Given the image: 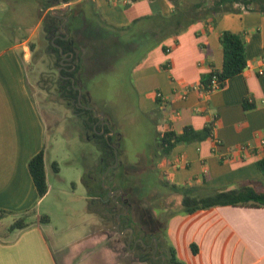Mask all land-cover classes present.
<instances>
[{
    "label": "crops",
    "instance_id": "crops-1",
    "mask_svg": "<svg viewBox=\"0 0 264 264\" xmlns=\"http://www.w3.org/2000/svg\"><path fill=\"white\" fill-rule=\"evenodd\" d=\"M93 1L102 18L116 27H126L134 20L154 13L168 16L173 10L167 0ZM73 3L69 4L73 11L70 21L74 26L72 34L76 33L78 38L79 26L84 24V19L74 9L76 2ZM41 5L38 1L37 7L41 8ZM42 8L37 26L24 36L14 34L18 27L13 24L11 14L5 18V25L0 22V210L15 215L35 211L27 221V228L0 238V264H146L135 255L126 254L129 247L122 252L116 249L114 237L109 236L114 223L117 231L119 226L125 228L120 234L130 232L132 220L125 210L118 213V207L114 208L113 196H124L127 201L137 202L144 196H157L159 189L171 191L170 185L228 189L247 182L264 184V177L257 167L261 157L235 151L241 145L256 144L264 135V76L258 77L254 69H244L229 79L224 88L208 97H202L198 91L202 75L222 67L219 37L224 31L240 34L244 38L246 64L253 68L258 65L264 54V14L243 11L224 14L213 23H196L143 55L141 52L145 49L130 44L121 54L112 56L109 63L96 61L94 67L84 69L89 75L86 81L88 92L93 86L100 89L107 78L119 83L116 76L125 72L128 61L136 56L134 65L129 66L131 70H126L132 88L128 86L138 110L151 114L160 127H169L176 133H181L184 127L201 130L213 122V138L219 141V145L214 147L212 140L208 139L201 143L178 144L166 158L156 159L153 153L147 171L133 176L128 173V167V171L120 170L117 160L107 165L103 158L100 163L98 151L82 152L81 149V162L73 163L81 176H76L74 181L62 180L71 185L72 194L79 191L85 198V211L95 219L90 221L83 235L70 242L78 246V252H66L50 219L46 216L47 222L39 220L41 205L53 189L50 174L54 177L55 170L48 164L55 163L51 164L48 158L46 129L28 83L31 76L30 47L35 36L40 32L46 34V26L50 24H44L46 15L52 18L51 10L62 9V4ZM111 88L107 86L106 91L113 93ZM156 93L161 95L160 102ZM124 96V100L133 98L128 93ZM246 100L252 105L247 110L244 109ZM42 149L48 191L39 199L28 162ZM87 173L91 175L89 186L84 182ZM92 195L97 197V202L89 200ZM170 210L165 207L161 210L167 214L165 230L157 237L161 252L168 249L162 236L165 233L176 258L183 264H264V208L222 206L190 215L173 214ZM44 213L49 215L51 212ZM14 217L9 216L3 222L10 223ZM52 228L49 238L46 230ZM50 242L54 243V248ZM77 258L76 262L74 259Z\"/></svg>",
    "mask_w": 264,
    "mask_h": 264
},
{
    "label": "rangeland",
    "instance_id": "rangeland-1",
    "mask_svg": "<svg viewBox=\"0 0 264 264\" xmlns=\"http://www.w3.org/2000/svg\"><path fill=\"white\" fill-rule=\"evenodd\" d=\"M38 1L42 4L41 8L37 7ZM47 1H51V6H59L57 1ZM44 3L45 0H0V22L3 23L5 18H9L11 14L13 24L16 28L18 27V31L14 34L24 36L37 26V18L39 14H42L41 11L43 12L42 7L45 5ZM67 4L72 5L74 3L69 2ZM67 4L62 3V9H66ZM49 18L47 14L44 19V24L48 23ZM3 24L5 25V23ZM69 29V33L72 34L73 28L69 27ZM62 32L68 33L66 26H62ZM52 39L53 34L46 32V34L41 35L40 32L31 41L33 45L30 47L32 52L30 61L31 76L28 83L34 97V103L46 129L48 158L51 164L53 162L56 164L57 169L54 171V177L50 174V183L53 189L41 205L40 210L42 216H47L50 219L51 226L57 228V235L61 238L62 245H65V251L78 252V246H73L70 242L83 235L88 230L90 221L95 218L89 213H86V200L80 196L79 191L72 194L71 185L68 183L64 184L63 182L69 179L74 181L76 180V176L77 178L81 176L79 170L73 165L75 162H81V149L82 152L86 150L98 151L100 163L103 160L102 156H105L107 165H112L117 160L120 166L119 169L127 170L126 167H128L129 171H127L132 176L140 175L141 173L144 174L147 171L145 170L146 167L150 166V159L153 157L152 154L155 149L156 131L161 128V124L151 114H144L138 110L137 101L132 92L131 83L127 75L128 71L126 69H124L125 72H120L116 76L117 79L115 80L119 81V83L115 84L114 80L111 81L110 78H107L99 86L100 89L95 88V86L90 87L89 97L92 99L93 104L99 108L100 114L108 115L103 116L102 119L106 118L109 120L112 126L111 131L113 134L115 133L111 144L112 149L115 150L118 148L117 139H119V154L117 159L111 153L103 155L98 140L92 134L90 135V139L87 137L83 128L82 118L81 116L78 117L79 111L66 106L60 96L58 55L52 52L49 47ZM73 44L76 49V59L75 61H67L68 63L77 64L83 69H86L87 67H94L96 61L99 63L103 62L102 57L100 58L98 52L94 49V47H97L98 41L93 40L87 35L83 36L80 33V36L76 40L73 38ZM111 57V55L108 56V63ZM136 60V56L130 59L128 61V68L129 66L132 67ZM30 71L28 70V73ZM88 77L87 72L79 74L78 77L77 87L84 93L88 91ZM113 78L115 77L113 76ZM110 83H113V85ZM107 86L112 87L111 90L114 92L108 93L106 91ZM126 93L133 98L131 100H124L123 98H126L124 96ZM89 107L92 108L93 105L90 103ZM99 110L97 111L98 114H96L98 118ZM48 166L50 169H53L51 168L53 167L52 165L48 164ZM117 169L118 167L116 165L115 170ZM50 173L53 172L50 170ZM84 176V182L89 186V178L91 175L87 173ZM91 189H93L92 185ZM91 192L92 190H90ZM157 192V196L154 195L151 198L144 196L140 198L141 200H137V202L132 200L127 201L124 197L123 201L125 203H122L120 199L117 200L115 196L112 197V200L116 203L114 204V208L117 209L118 207V213H122L124 208L128 206L129 214L132 217L130 227L134 228L136 233H142V231L151 232L150 230L154 228L156 231H161L165 225V217L167 216L165 212L161 211L162 208L167 207L168 210H176L178 199L181 198L178 193L165 189H159ZM89 200L97 202V197L92 195ZM117 203H120L121 206ZM49 210L51 212L49 215L44 213V211ZM114 225L115 223L112 225L109 236L114 237L115 248L121 252L125 249L127 250L128 242L132 239V235L129 237L127 231H124L123 235L120 234L125 228L119 226V231H117ZM52 230L54 228L46 230V235L49 238H51ZM50 244L52 248L55 247L54 243L50 242ZM133 252L134 250L126 251V254L128 253L131 255L130 257H133ZM55 253L58 254V251H55ZM152 253L156 257L155 264H159V258L156 255L161 253L160 243L156 244L155 249L152 246L148 247L145 252L147 257H150ZM74 260L77 262L78 258Z\"/></svg>",
    "mask_w": 264,
    "mask_h": 264
},
{
    "label": "trees",
    "instance_id": "trees-1",
    "mask_svg": "<svg viewBox=\"0 0 264 264\" xmlns=\"http://www.w3.org/2000/svg\"><path fill=\"white\" fill-rule=\"evenodd\" d=\"M173 7L170 15L164 16L161 13H154L149 16L141 17L134 20L126 27H116L106 22L99 12L93 0H64V2H76L74 5L75 11L80 13L84 19V24H80L79 29L83 36L87 35L93 40L98 41L97 47H94L98 52L103 62L107 63L108 56L121 54L125 50V46L130 44L136 47L145 49L141 52L143 55L151 50L154 46L161 44L164 40L178 36L184 33L190 26L199 22H211L224 14H239L243 11H251L264 14V0H167ZM45 6L50 7L45 2ZM74 28L69 20L67 24ZM73 30V29H72ZM74 30L72 31V33ZM73 38L77 39V35L70 34L65 38L57 37L50 43L51 49L58 55L60 60V52L62 54H75V46ZM219 43L222 48L223 62L220 70H211L209 73L202 75L199 87L202 91H208L213 81L218 83L219 89L225 87L226 82L243 72L246 67V52L244 38L240 34H235L229 31H224L220 34ZM165 51V48H163ZM140 54V55H141ZM73 57L72 61H75ZM59 65V64H58ZM131 70V68L126 67ZM84 69L80 65H69L62 68L58 73L60 96L66 106L76 109L78 104V90L72 85V80H78V74H83ZM81 97L84 98L83 94ZM160 102V99L157 98ZM251 104L244 101V109H250ZM83 128L87 137L90 139L92 134L101 146L103 155L111 153L113 157H118L119 150L111 148L113 136H105L107 133H112L106 126L102 127L98 123L99 118L91 111H84L82 116ZM213 122L208 123L201 130H194L191 127H184L181 133L172 131L169 127H161L155 135L154 158H166L169 156L172 149L178 144H193L201 143L213 137ZM117 137V136H116ZM119 144V139H117ZM116 153V154H115ZM117 155V156H116ZM103 158L105 156H102ZM105 160V158H104ZM56 171V164L52 165ZM257 167L264 177V158L257 162ZM28 171L32 182L36 189L38 198H43L48 186L44 169V150L42 149L28 162ZM102 171V170H101ZM101 187V184H100ZM170 190L180 195L177 210L173 214L190 215L197 211L208 210L222 206L232 207H248V208H264V184L256 185L251 182L237 184L231 188H202V187H184L170 185ZM166 209H168L166 207ZM35 215V211H27L19 215L0 210V238H6L12 232L25 229L29 226L28 219ZM9 216H15L13 220L3 222ZM40 221H48L46 216H41ZM121 220V218H120ZM156 234L154 237L161 236L164 228L160 231L154 228ZM164 240L168 244V249L163 254L164 264H183L176 256L174 249L169 245L165 235ZM151 237H149L150 239ZM134 240V239H133ZM146 242V241H144ZM133 248V242L131 245ZM144 245L141 243L135 247V256L141 261L148 264H155L153 258L147 257L142 252ZM138 249V250H137ZM193 253L195 250L192 247ZM161 260H159V264Z\"/></svg>",
    "mask_w": 264,
    "mask_h": 264
},
{
    "label": "flooded vegetation",
    "instance_id": "flooded-vegetation-1",
    "mask_svg": "<svg viewBox=\"0 0 264 264\" xmlns=\"http://www.w3.org/2000/svg\"><path fill=\"white\" fill-rule=\"evenodd\" d=\"M53 1V0H52ZM54 1H57V3L60 5V4H62V3H67V2H64V0H54ZM45 2L47 3V5H50V7H56V6H51V1H47V0H45ZM70 7H69V9L65 12V13H63V11L65 10V9H52L51 11H53V12H51L52 14V18L50 17L49 18V20H48V22H50V24L48 25V26H46V29H47V33H51V34H53V39H52V42L57 38V37H62V34H64L65 35V38H68L69 37V33H64V32H62V26H67V24H68V22H69V20H70V16L72 15V13H73V11H72V9H71V5H69ZM50 7H47V8H50ZM48 16H49V14H48ZM55 17V18H54ZM65 17H68L67 19V21H65ZM51 30V31H50ZM50 47V46H49ZM50 50L52 51V52H54V50L53 49H51V47H50ZM59 52H60V55H61V57H60V60H59V71H58V73L60 72V70L62 69V68H65V67H67V66H69V65H77V64H71V63H68V62H70V61H72L73 60V57H76V52H75V54H74V56H73V54H70V55H68V53H65V54H62V49H60L59 50ZM55 53V52H54ZM68 61V62H67ZM78 77H79V74H78ZM77 77V78H78ZM77 83H78V80H72V85H73V87L76 89V90H78V92H79V94H78V104L79 105H77L76 106V109L79 111L78 113V117H80V116H82V114H83V112L84 111H91L92 113H94V115L96 116V114H97V111H98V109H95V108H91V107H89V104L91 103V104H93V102H92V99L89 97V92L87 91V92H82V90L81 89H79L78 87H77ZM83 94V96H84V98L83 97H81V95ZM86 108V109H85ZM83 121V120H82ZM98 123L100 124V126L103 128L104 126H106L108 129H110L111 130V128H112V126H111V124H110V122L109 121H107V119H102V118H99V121H98ZM115 134V133H114ZM114 134H113V137H114ZM107 135H110V133H107L105 136H107ZM117 136V135H116ZM117 145H118V147H119V144L117 143ZM116 154V153H115ZM117 156V155H116ZM115 159H117V157H115ZM116 198H117V200L118 199H120L121 201H122V203H125V201H123V199H124V196H120V197H117V196H115ZM115 204V203H114ZM114 204H113V206H114ZM117 204H119L120 206H121V204L120 203H117ZM124 210L127 212V215H128V213H129V209H128V206L126 207V208H124ZM123 210V211H124ZM129 233V237L132 235V239L131 240H129V242H128V247H129V249L130 250H134V254H135V247H136V245L137 244H139V243H141L142 245H144V248H142V252L145 254V252H146V250L148 249V247H153V249H155L156 248V244L157 243H159V240H158V238L156 237V236H154V237H152V235H154V234H156L155 233V231H152V233L151 234H147L145 231L144 232H142V233H136V230L134 229V228H130V232H128ZM149 237H151L150 239H149ZM134 239V240H133ZM128 241V240H127ZM144 241H146V242H144ZM132 242H133V248H131V245H132ZM154 253H155V251H154ZM154 253H152L151 254V258H153V260L155 261V255H154ZM163 254H161V253H159L158 255H156L157 256V258H159V260H161L160 261V263L161 264H164V262H165V259H164V262L162 263V259H161V256H162Z\"/></svg>",
    "mask_w": 264,
    "mask_h": 264
},
{
    "label": "built area",
    "instance_id": "built-area-1",
    "mask_svg": "<svg viewBox=\"0 0 264 264\" xmlns=\"http://www.w3.org/2000/svg\"><path fill=\"white\" fill-rule=\"evenodd\" d=\"M245 69H254V72L256 73L258 77H263L264 76V54L259 59L257 66L253 68L250 64H246ZM217 90H219V86L216 81H213L212 86L208 91H202L200 87L198 88L200 95L204 98L208 97L211 93ZM155 97L162 100L161 95L159 93H156ZM211 140L213 142L214 147L219 145L218 140H215L213 137L211 138ZM235 151L238 153H242L244 155L255 153L257 156H260L261 159H263L264 158V135L257 140L256 144L241 145L237 147Z\"/></svg>",
    "mask_w": 264,
    "mask_h": 264
},
{
    "label": "water",
    "instance_id": "water-1",
    "mask_svg": "<svg viewBox=\"0 0 264 264\" xmlns=\"http://www.w3.org/2000/svg\"><path fill=\"white\" fill-rule=\"evenodd\" d=\"M65 4H67V3H65ZM69 4H67V7H66V9L63 11V13H65L68 9H69ZM68 19H67V17H65V21H67ZM80 92V91H79ZM101 118L103 117V115L101 114V116H100ZM161 259H162V263L164 262V256L162 255L161 256Z\"/></svg>",
    "mask_w": 264,
    "mask_h": 264
}]
</instances>
